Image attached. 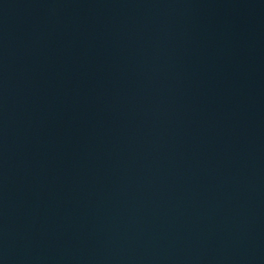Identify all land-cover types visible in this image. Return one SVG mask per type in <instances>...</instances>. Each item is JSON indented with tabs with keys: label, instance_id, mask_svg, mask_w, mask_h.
<instances>
[{
	"label": "water",
	"instance_id": "water-1",
	"mask_svg": "<svg viewBox=\"0 0 264 264\" xmlns=\"http://www.w3.org/2000/svg\"><path fill=\"white\" fill-rule=\"evenodd\" d=\"M0 264H264V0H0Z\"/></svg>",
	"mask_w": 264,
	"mask_h": 264
}]
</instances>
